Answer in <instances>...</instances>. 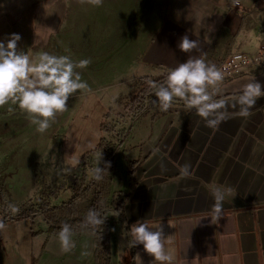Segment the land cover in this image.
<instances>
[{
  "label": "crops",
  "instance_id": "crops-1",
  "mask_svg": "<svg viewBox=\"0 0 264 264\" xmlns=\"http://www.w3.org/2000/svg\"><path fill=\"white\" fill-rule=\"evenodd\" d=\"M180 3L179 14L166 19L155 28L156 36L147 39L135 78L169 71L189 55L202 56L218 66L231 47L249 55L264 50V0H240L238 6L232 0ZM66 11L63 0H0V41L6 42L13 33L20 34L18 48L35 55L51 40H57ZM185 34L200 41V51L179 50L178 43ZM260 77L264 78V70L253 67L218 85L217 98L230 103L228 118L215 129L207 127L195 109H187L180 100L167 111L147 106L132 127L130 120H122V127L129 131L120 138L117 135L123 138L112 174L119 175L118 185L115 177L111 182L123 200L124 215L115 212L121 227L122 264H135L137 253L143 264L153 259L142 245L128 246L131 225L137 221L164 224L166 235L173 238L177 264H264V97L257 100L246 118L238 114V106H231L243 85L263 80ZM238 78L243 81L237 87H228V82ZM108 104L103 106V113ZM68 106L72 110L57 114L44 134L36 132L17 105L0 108V220L6 225L0 230V264H28V259L33 264H96L94 235L75 231V247L63 253L46 216L73 193L67 186L70 183L73 187L76 177L65 178L66 170L83 174V166L88 169L89 160L99 157L100 161L102 155L96 146L106 133H101L93 146L90 138L82 136L78 144L61 146L57 140L60 131L77 109L73 102ZM115 133L113 130L108 135ZM85 153L89 155L90 164L84 161L87 166L81 161ZM73 158L80 161L76 167L71 166ZM119 164L124 175L118 173ZM185 164L190 165L189 175L181 174ZM214 189L222 191L225 200L223 217L218 222L210 217ZM9 204L19 211L13 213ZM28 216L39 219L38 233L14 235L8 228L10 223H19ZM60 218L57 215L56 219ZM110 227L108 224L111 264H117V242Z\"/></svg>",
  "mask_w": 264,
  "mask_h": 264
},
{
  "label": "rangeland",
  "instance_id": "rangeland-1",
  "mask_svg": "<svg viewBox=\"0 0 264 264\" xmlns=\"http://www.w3.org/2000/svg\"><path fill=\"white\" fill-rule=\"evenodd\" d=\"M63 2L66 3L67 14L66 17L64 16L66 18L65 22L61 24L59 29L57 40H51L45 48L40 49V52L45 51L54 55H71L75 61L90 58L91 63L87 68L78 70L81 72L82 79L89 85V90L78 91L69 98L67 107L72 110V106L69 107L68 105L73 102V104H76L77 109L73 121L71 120L66 127L62 128L60 131L61 137L57 140L60 141L62 147H69L73 142L78 144V138L82 136L83 138H90L89 142H92L93 146L99 135L106 133L103 143L104 147L108 146L112 149L113 170H108L106 174H102L100 180H96L93 178L92 170L97 166L99 157H96L95 161L92 158V160H89L91 166L88 161L89 155L86 157L89 164L87 162L85 164L84 159L81 161L86 166L89 165L88 169L83 166V174L88 176L87 184L92 183L91 185L94 184L98 190L102 191L105 221L111 224L110 230L112 229V232L115 233L114 238L117 242L116 263L122 264L124 253L121 245V227L118 222V215L115 213L120 197L119 191L116 187L113 188L111 183L115 177L114 182L118 185L119 175L113 176L112 174L115 169V157L122 151L121 142L123 138H119L125 134L127 128L122 127V120L128 119L132 124L135 121L134 119L138 118L143 110L151 104L155 106L152 110H156L159 106L158 103H154L157 98L154 92L149 89L147 81L152 80L163 83L169 71L165 70L157 75L135 78L134 76L137 75L136 65L145 49L144 45L148 43L147 39L150 35L156 36L155 28L162 25L166 19L175 18L176 14H179L181 0H103L100 7L80 4L78 0H63ZM65 49L68 51H65ZM211 57L210 55V59ZM262 79L257 81L264 85V78ZM242 81V78L234 79L231 84L228 82L227 85L228 87L231 85L237 87L238 83ZM143 88H147L151 95L146 100L139 101V98L136 97L138 93L140 95L144 93ZM178 102L179 100H176L173 104ZM105 104H108L109 107L104 109L105 113H103ZM102 113L109 116L105 118ZM147 116L152 119L151 114H147ZM61 121L64 122L63 125L66 124L65 119L62 118ZM102 121L106 132L100 129ZM113 130H115L116 136H112V134L109 136L108 134ZM117 135H119V138ZM101 151L103 155L104 150ZM103 162L104 158L102 164L99 165L100 167L103 166ZM49 171L51 170L48 169ZM118 173L120 175L126 173L121 164L118 166ZM50 174L47 173V175ZM70 175L77 178L81 173L74 169L69 172L67 169L64 177L68 179L71 177ZM68 184V189H72L71 184ZM52 193L54 194V192ZM31 196L33 195L31 194ZM70 198L67 199V202ZM91 198L92 194L78 202V217L86 215ZM53 210L52 207L50 211L53 212ZM53 215L56 217L58 214ZM32 219L31 216H28L19 223H10L8 228L14 235L19 233L27 235L28 232L32 235V231L38 233L40 230L39 219ZM24 258L27 259L25 255ZM112 259L110 257L111 261ZM28 260V264H33L31 259Z\"/></svg>",
  "mask_w": 264,
  "mask_h": 264
},
{
  "label": "clouds",
  "instance_id": "clouds-1",
  "mask_svg": "<svg viewBox=\"0 0 264 264\" xmlns=\"http://www.w3.org/2000/svg\"><path fill=\"white\" fill-rule=\"evenodd\" d=\"M239 2L240 0H232L234 6ZM78 3L100 7L103 0H78ZM20 40V34L13 33L7 37L6 42L0 41V108L9 104L17 105L35 126L36 132L44 134L55 122L57 114L67 110V102L71 96L78 91L89 90V85L78 70L87 68L91 59L75 61L71 55H54L45 51L30 55L18 48ZM178 48L181 52L192 53L200 51L201 44L198 39H190L185 34L180 38ZM223 80L222 69L206 62L202 56L189 55L185 62L169 70L163 83L152 80L147 83L157 98L154 103H158L161 111L169 110L174 101L180 100L187 109H195L196 115L203 119L207 127L215 129L228 118L227 108L230 102L217 98L220 94L218 85ZM261 97H264V85L253 80L243 85L240 94L232 99L231 106H238V114L246 118L251 115L250 110ZM101 159L92 170L96 180H100L110 167V163L106 162L105 167L101 168ZM79 163L78 158H73L71 166L76 167ZM189 170L188 164L182 165L180 169L182 175H189ZM212 197L214 203L210 209V217L218 222L223 217L224 193L214 189ZM8 208L13 213L19 211L12 204ZM105 219L101 211L90 208L79 228L82 232L95 235L104 225ZM5 227V223L0 220V230ZM129 233V248L142 245L144 252L153 257L149 264H177L172 235H166L163 223L137 221L131 225ZM75 234L74 226L68 223L61 225L57 233L61 252L72 251L75 247ZM82 255L86 256L88 253L82 252ZM133 259L135 264H143L139 253Z\"/></svg>",
  "mask_w": 264,
  "mask_h": 264
},
{
  "label": "trees",
  "instance_id": "trees-1",
  "mask_svg": "<svg viewBox=\"0 0 264 264\" xmlns=\"http://www.w3.org/2000/svg\"><path fill=\"white\" fill-rule=\"evenodd\" d=\"M144 93L140 95L138 93L136 98H139L138 100H146L147 97L151 95L149 90L147 88H143L142 90ZM105 118L108 117V114L103 115ZM100 129L103 130V132H106V129L104 128L103 121L100 124ZM105 138L101 137L99 139V142L96 146V149L104 150L103 151V166L101 168L105 167V163H110V167L107 168L108 170H113V157H112V149L110 147H104L103 140ZM88 156V153H85L83 156V159L86 160V157ZM86 166V165H85ZM107 171L104 173L106 174ZM87 178L88 176L86 174H81L76 179V184L72 187V196L67 203H63L60 207H53V212L48 213L47 211V217L51 221L50 225V231L53 233H58V231L61 228V225L63 223H68L72 226H74L75 231H80L79 225L81 221L83 220V217L77 216V204L80 200L86 199L90 194H92V198L90 203L88 204L87 211L90 208H95L99 211H101L102 215L104 216V201L102 198V191L98 190L95 185H91L92 183L87 184ZM116 210L120 212L121 215H124L123 212V200H120L118 204L116 205ZM50 211V210H49ZM53 214L60 215V219H56V217ZM108 221L104 223L101 229L98 230V232L94 235L97 241V249H96V264H111L110 260V245L108 243ZM88 233V232H84Z\"/></svg>",
  "mask_w": 264,
  "mask_h": 264
},
{
  "label": "built area",
  "instance_id": "built-area-1",
  "mask_svg": "<svg viewBox=\"0 0 264 264\" xmlns=\"http://www.w3.org/2000/svg\"><path fill=\"white\" fill-rule=\"evenodd\" d=\"M238 5H240V2ZM217 67L223 70L224 79L240 76L253 67L264 70V50L254 55H249L243 51L229 48ZM132 124H130V127H132ZM128 131L129 128L125 131V134L128 133Z\"/></svg>",
  "mask_w": 264,
  "mask_h": 264
}]
</instances>
